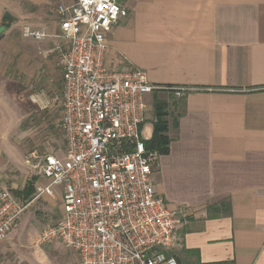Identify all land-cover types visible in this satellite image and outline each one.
Wrapping results in <instances>:
<instances>
[{
  "label": "crops",
  "instance_id": "0c3cea01",
  "mask_svg": "<svg viewBox=\"0 0 264 264\" xmlns=\"http://www.w3.org/2000/svg\"><path fill=\"white\" fill-rule=\"evenodd\" d=\"M120 1L128 16L107 34V65L138 67L154 84L197 88L181 99L169 91L148 95L152 121L156 98L169 103L172 96V141L153 183L171 209L190 212L167 255L179 264H264V0ZM74 2L0 0V190L23 201L46 183L26 162L19 166L23 125L30 107L45 117L60 108L61 116L57 7ZM26 26L49 36L25 37ZM44 153L62 157L64 140ZM40 198L58 220L64 215L58 199ZM23 232L20 224L0 241V264H39L36 237L24 248ZM49 246L58 264L79 263L61 242Z\"/></svg>",
  "mask_w": 264,
  "mask_h": 264
},
{
  "label": "built area",
  "instance_id": "2783aa9c",
  "mask_svg": "<svg viewBox=\"0 0 264 264\" xmlns=\"http://www.w3.org/2000/svg\"><path fill=\"white\" fill-rule=\"evenodd\" d=\"M57 13L64 155L33 151L26 159L46 180L31 200L0 190V241L48 195L61 202L64 215L37 235V246L61 242L78 254V264H179L166 252L190 212L171 209L157 192L152 175L160 155L147 148L144 124L148 95L169 91L181 99L197 88L154 84L138 67L107 65V34L128 16L120 0H75ZM24 36L49 34L26 26Z\"/></svg>",
  "mask_w": 264,
  "mask_h": 264
},
{
  "label": "rangeland",
  "instance_id": "374dc122",
  "mask_svg": "<svg viewBox=\"0 0 264 264\" xmlns=\"http://www.w3.org/2000/svg\"><path fill=\"white\" fill-rule=\"evenodd\" d=\"M171 103L172 96H170L169 101L170 112H172ZM30 109L32 110V114L23 125V128L28 131V134L26 137L21 139L22 146H25V160L29 158L33 151L42 154L44 152L50 151V149L53 148L58 149L63 140L62 131L60 129V108H58V110H54L49 117L40 115L39 110H36L38 108L30 107ZM152 115L153 114H151V116ZM144 129L146 136H152L154 129V123L152 119L146 120ZM17 158L20 168L26 169L27 165L23 157L19 155ZM57 220V211L51 208L49 205L47 206V203L44 201V199H37L32 205L29 206L23 215L21 222V227L24 229L22 247L26 248L31 246L34 238H37V235L44 229V227H46V225L54 224ZM33 246L37 263L58 264V261L56 262L52 257L51 247L53 245H48V247L46 246V248H44L37 246L35 243Z\"/></svg>",
  "mask_w": 264,
  "mask_h": 264
},
{
  "label": "trees",
  "instance_id": "16d2710c",
  "mask_svg": "<svg viewBox=\"0 0 264 264\" xmlns=\"http://www.w3.org/2000/svg\"><path fill=\"white\" fill-rule=\"evenodd\" d=\"M154 129L152 136L146 140L147 148L156 150L159 155H165L169 153L171 138L168 134L169 131V103L166 100L156 98L154 105ZM34 192V188L29 189L28 194L31 195Z\"/></svg>",
  "mask_w": 264,
  "mask_h": 264
}]
</instances>
